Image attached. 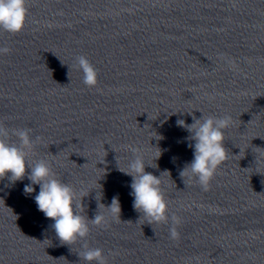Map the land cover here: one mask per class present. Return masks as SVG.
<instances>
[{
    "label": "clouds",
    "instance_id": "1",
    "mask_svg": "<svg viewBox=\"0 0 264 264\" xmlns=\"http://www.w3.org/2000/svg\"><path fill=\"white\" fill-rule=\"evenodd\" d=\"M28 11L27 0H0V30L9 34L21 32L26 24ZM9 52L8 47H0V55ZM74 67L82 73L83 83L86 86L97 85L98 70L84 55L75 58ZM176 123L190 134L186 139L194 142L188 144V147L193 149L194 158L181 170L180 176L183 181L186 175L189 179H195L203 190H207L218 167L228 158V152L224 146V130L231 126L232 117L202 115L200 118L194 116L192 124H186L183 119H178ZM31 131L29 128L9 129L0 122V180L7 177L12 183L21 181L25 178L26 170L30 169L27 178L31 183L25 185L24 192L31 194L35 191L33 185H39V193L34 197L35 203L46 218L54 221L51 227L61 243L72 245L83 241L82 250L78 253L80 260L88 264L92 262L107 264L103 249L90 247L87 243L90 232L89 222L99 226L105 221V215L98 212L93 219L89 220L79 214L75 211L74 189L56 178L49 162L44 159L33 163L28 162L34 146L40 140V137L33 139L30 135ZM13 136L16 138L15 142L10 139ZM130 151L134 158L129 161V170L122 172L132 177L130 195L134 197L133 208L141 213L150 225L167 224L169 222L168 203L160 187L161 176L157 177L145 171L146 164L138 148L132 147ZM160 155L159 151L156 159ZM164 173L168 172L165 171L162 174ZM101 207L107 209L108 214L114 219L122 222L118 197H113L111 204L107 207L99 204V209ZM180 223V218L173 214L169 227L170 239L179 238ZM197 264H199L198 259Z\"/></svg>",
    "mask_w": 264,
    "mask_h": 264
}]
</instances>
